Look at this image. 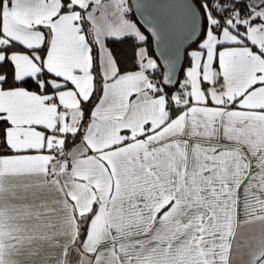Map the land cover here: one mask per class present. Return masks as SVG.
Returning a JSON list of instances; mask_svg holds the SVG:
<instances>
[{
  "label": "snow or ice",
  "instance_id": "1",
  "mask_svg": "<svg viewBox=\"0 0 264 264\" xmlns=\"http://www.w3.org/2000/svg\"><path fill=\"white\" fill-rule=\"evenodd\" d=\"M0 264H264V0H0Z\"/></svg>",
  "mask_w": 264,
  "mask_h": 264
},
{
  "label": "trees",
  "instance_id": "2",
  "mask_svg": "<svg viewBox=\"0 0 264 264\" xmlns=\"http://www.w3.org/2000/svg\"><path fill=\"white\" fill-rule=\"evenodd\" d=\"M131 18L135 20L134 16H132ZM132 44H133L132 40L126 39L124 40L123 43H116L113 45L114 50L119 54V56L124 60H126L129 64L131 63V57L133 53ZM148 47L150 51L153 50L150 37H149Z\"/></svg>",
  "mask_w": 264,
  "mask_h": 264
},
{
  "label": "water",
  "instance_id": "3",
  "mask_svg": "<svg viewBox=\"0 0 264 264\" xmlns=\"http://www.w3.org/2000/svg\"><path fill=\"white\" fill-rule=\"evenodd\" d=\"M131 2L134 3L135 0H131ZM134 18H135L136 21H140L141 23H143L142 18L138 14L134 15ZM151 44H152V49H155V43H154L152 38H151ZM157 54H158V51H157Z\"/></svg>",
  "mask_w": 264,
  "mask_h": 264
}]
</instances>
